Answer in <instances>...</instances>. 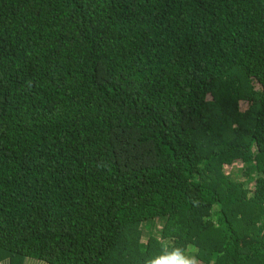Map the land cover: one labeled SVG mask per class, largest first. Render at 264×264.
<instances>
[{
	"label": "trees",
	"instance_id": "16d2710c",
	"mask_svg": "<svg viewBox=\"0 0 264 264\" xmlns=\"http://www.w3.org/2000/svg\"><path fill=\"white\" fill-rule=\"evenodd\" d=\"M26 259L264 264V0H0V263Z\"/></svg>",
	"mask_w": 264,
	"mask_h": 264
},
{
	"label": "crops",
	"instance_id": "0c3cea01",
	"mask_svg": "<svg viewBox=\"0 0 264 264\" xmlns=\"http://www.w3.org/2000/svg\"><path fill=\"white\" fill-rule=\"evenodd\" d=\"M29 261H31L32 264H44L42 261L37 259H26L22 264H28ZM0 264H8V263L2 262Z\"/></svg>",
	"mask_w": 264,
	"mask_h": 264
},
{
	"label": "clouds",
	"instance_id": "9594fccd",
	"mask_svg": "<svg viewBox=\"0 0 264 264\" xmlns=\"http://www.w3.org/2000/svg\"><path fill=\"white\" fill-rule=\"evenodd\" d=\"M175 255V254H173ZM28 264H32L31 261L28 262ZM153 264H169V261L168 260H163V259H157L153 262Z\"/></svg>",
	"mask_w": 264,
	"mask_h": 264
},
{
	"label": "rangeland",
	"instance_id": "374dc122",
	"mask_svg": "<svg viewBox=\"0 0 264 264\" xmlns=\"http://www.w3.org/2000/svg\"><path fill=\"white\" fill-rule=\"evenodd\" d=\"M242 174V173H241ZM241 181L245 180L244 175H240Z\"/></svg>",
	"mask_w": 264,
	"mask_h": 264
}]
</instances>
